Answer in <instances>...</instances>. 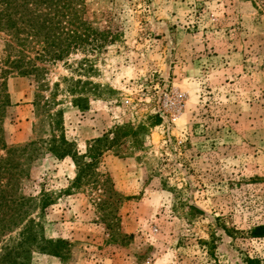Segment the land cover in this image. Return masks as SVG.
Segmentation results:
<instances>
[{"label":"rangeland","instance_id":"rangeland-1","mask_svg":"<svg viewBox=\"0 0 264 264\" xmlns=\"http://www.w3.org/2000/svg\"><path fill=\"white\" fill-rule=\"evenodd\" d=\"M84 1L106 39L36 60L46 68L40 90L32 76H6L0 145L48 139L38 92L40 106L54 99L51 111L62 109L60 129L78 154L128 127L77 186L73 159L55 158L43 142L17 191L25 209L37 206L43 236L67 244L59 255L33 249L28 264H246L248 256L264 264V234L249 233L264 226V0ZM90 65L86 76L100 87L81 112L62 77L85 79L80 67Z\"/></svg>","mask_w":264,"mask_h":264},{"label":"trees","instance_id":"trees-1","mask_svg":"<svg viewBox=\"0 0 264 264\" xmlns=\"http://www.w3.org/2000/svg\"><path fill=\"white\" fill-rule=\"evenodd\" d=\"M84 10V0H0V32L5 36L3 57H0V79H2L0 86L3 85L6 76L16 73L23 77L32 76L37 82V89L40 90L41 87L46 86L43 79L39 78L46 68L37 65L36 60L60 61L79 49L87 50V46L91 44L92 49L100 48V42L106 39V33L93 27L92 21L84 16ZM87 61L83 57L79 63ZM80 68L84 71L80 76L86 77L85 79L81 77L75 79L70 76L62 77V80L66 82V92L71 96V103L83 112L88 106V92L92 95L97 94L91 91V87L99 88L100 86L86 76L88 73L95 72L92 65L88 69ZM53 86L57 89L59 83L54 82ZM39 96L38 92L33 104L37 113L40 114L41 127L43 128V122H47L49 126L48 139L44 140L41 137L23 145H0L7 153L5 159H0V177L2 172L7 174L6 181H0V244L2 250L0 264H28L27 255L33 249L59 255V250L67 244L64 239L53 240L43 236L42 223L32 216L37 206L30 203L31 205L25 209V197L17 191L20 187V180L28 175L27 166L30 161L44 152L42 151L43 142L47 143L45 151L55 158L70 156L73 159L77 167V175L72 185L77 186L81 183L87 169L91 168L97 157L101 155L102 149L111 148L118 140L119 132L128 127V125L115 127L112 131L113 137L109 138L108 135H104L94 139L85 154H78L60 129L62 109L51 111L55 104L54 99L50 100L51 105L46 100L40 106ZM9 103L10 101L6 98L4 105ZM45 106H47L46 109ZM44 111L45 115H43ZM87 156L91 157L89 162L84 160ZM6 188H9L11 193L12 191L15 193L7 194ZM45 206L47 203H41L40 210ZM189 209L194 213H201L196 207L191 206ZM14 231L17 233L16 236L11 237L10 235L7 240L4 239L7 234ZM249 233L254 237L262 236L264 226L254 227ZM245 261L246 264H256V260L249 256Z\"/></svg>","mask_w":264,"mask_h":264}]
</instances>
